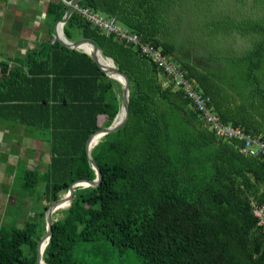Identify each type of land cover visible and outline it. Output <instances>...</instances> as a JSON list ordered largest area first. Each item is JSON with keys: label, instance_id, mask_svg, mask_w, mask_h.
<instances>
[{"label": "trees", "instance_id": "obj_1", "mask_svg": "<svg viewBox=\"0 0 264 264\" xmlns=\"http://www.w3.org/2000/svg\"><path fill=\"white\" fill-rule=\"evenodd\" d=\"M69 1L49 3L53 24ZM253 2L264 8V0ZM217 6L212 0H80L78 7L160 48L211 97L223 122L264 138V18H238ZM64 34L92 40L128 75L130 113L92 149L101 182L77 186L71 204L54 213L44 261L105 264L117 247L133 248L144 264H264V226L253 206L264 202V159L217 135L138 46L98 28L78 9ZM237 37L249 38L250 47L241 54L224 49ZM122 100L118 80L91 55L58 40L14 65L0 59V126H9L8 137L20 128L49 145L44 168L43 162L9 165L22 181L18 195L37 191L44 203L36 220L0 225V264H38L47 209L75 181L96 179L86 144L114 122Z\"/></svg>", "mask_w": 264, "mask_h": 264}, {"label": "crops", "instance_id": "obj_2", "mask_svg": "<svg viewBox=\"0 0 264 264\" xmlns=\"http://www.w3.org/2000/svg\"><path fill=\"white\" fill-rule=\"evenodd\" d=\"M52 1L56 0H0V58L2 60L14 65L43 43L57 41L55 39L57 22L53 24L47 16L48 5ZM8 133H11L9 126L1 125L0 213L11 197L6 186L14 183L13 175L8 172L9 165L17 166L25 162L23 156L37 155L38 149L45 155H49L48 143L35 139L23 129L19 128L9 137ZM19 138L21 141L18 140ZM27 164L31 167L29 163Z\"/></svg>", "mask_w": 264, "mask_h": 264}, {"label": "built area", "instance_id": "obj_3", "mask_svg": "<svg viewBox=\"0 0 264 264\" xmlns=\"http://www.w3.org/2000/svg\"><path fill=\"white\" fill-rule=\"evenodd\" d=\"M77 9L87 17L88 21L98 28L109 33H114L126 44L138 46L143 54L158 64V66L171 77L176 88L183 90L186 96L191 100L193 107L202 115L206 123L217 135L238 141L239 150L242 154L264 159L263 136L252 134L242 127L223 122L214 110L211 97L203 94V92L198 89L195 82L187 76L186 71L178 66L168 55L163 53L160 48L156 47L151 42L142 41L138 33L118 25L97 12H92L86 8L78 7ZM253 206L254 214L258 217L259 224L264 226V202L261 205H257L254 202Z\"/></svg>", "mask_w": 264, "mask_h": 264}, {"label": "rangeland", "instance_id": "obj_4", "mask_svg": "<svg viewBox=\"0 0 264 264\" xmlns=\"http://www.w3.org/2000/svg\"><path fill=\"white\" fill-rule=\"evenodd\" d=\"M234 1L235 0H212V3L217 9L218 6L216 7V5H218V3L221 4L220 10L223 13H227L229 15L235 14L234 16H237L238 18H249L250 16L256 18H264V8L260 3L258 4V6L254 7L253 5L255 3L253 2V0H245L244 3H241L240 1ZM186 33L189 37H191L194 34V31L188 30ZM225 45L226 46H224V49L230 48L236 54H241L245 49H248L250 47L251 41L247 37H237L233 40L227 41ZM95 144L96 143L94 142L93 145ZM27 152H29V150ZM23 157L24 161L29 163L31 167L36 166L39 161L43 162L42 168L45 167V163L49 159V155H45L44 153L40 152L39 149L37 155L27 154ZM21 183V179H14V183H12V185L6 186V188L11 193V197H9V199L7 200L6 207H2L3 211L2 213H0V225L10 221L18 220V225L22 226L25 220H36L38 218L39 212L42 209V204L44 203V199L41 198V194H39L37 191L28 194L27 197L18 195L22 190ZM54 212H56V215L59 216L58 210H55ZM94 264H96V262H94ZM105 264L144 263L133 248H127L120 252L119 248L115 247L111 262H107Z\"/></svg>", "mask_w": 264, "mask_h": 264}, {"label": "water", "instance_id": "obj_5", "mask_svg": "<svg viewBox=\"0 0 264 264\" xmlns=\"http://www.w3.org/2000/svg\"><path fill=\"white\" fill-rule=\"evenodd\" d=\"M79 1L80 0H71L68 2L69 7L65 15L61 19H59L56 23L55 39L69 48L80 49V50L85 51L89 55H91V57L95 60V62L99 65V67L104 72H106L110 77L118 80L122 84L123 86L122 109L120 113L117 114L114 122L110 126L101 128L97 130L96 132L92 133L87 141V144H86L87 156H88L89 162L92 164V167L96 170V173H97L96 179L75 181L73 184L70 185L66 198H61L59 201L51 204L49 208L47 209L46 214H45L46 233L41 238L38 244V254H37L38 264H47L43 258L44 250L41 249V243L42 241L47 239L48 240L46 243V246H47L50 240V237L52 235L53 215H54L55 209L59 207L60 205L64 204L66 201L69 202L68 205L71 204L73 197H74V191L77 186H80V185L82 186L92 185L93 186V185H98L101 182V179H102L101 169L92 154V149L95 146V145L92 146V140L95 138V136H100V138H102L106 134L118 130L127 121L129 117V113H130V110H129L130 80H129L128 75L117 68L112 58H107V59L111 60L113 65L109 68L105 67L104 64L100 60V56L104 57L102 54V51L92 40L80 39L78 41H70L64 34V25L67 22L73 10L78 8ZM85 44H90L93 47V51L92 52L87 51L84 48ZM104 58L106 59V57ZM121 113L123 114V117L119 118Z\"/></svg>", "mask_w": 264, "mask_h": 264}, {"label": "bare ground", "instance_id": "obj_6", "mask_svg": "<svg viewBox=\"0 0 264 264\" xmlns=\"http://www.w3.org/2000/svg\"><path fill=\"white\" fill-rule=\"evenodd\" d=\"M84 48H85L87 51H89V52H92V51H93V47H92L90 44H85V45H84ZM100 60H101V62L104 64V66L107 67V68H109V67H111V66L113 65V64H111L109 61L105 60L104 57H101V56H100ZM121 117H123V114H122V113L120 114V117H119V118H121ZM99 140H100V136H95V138L92 140V146H94V145H93L94 142L97 143ZM95 145H96V144H95ZM66 196H67V195H66ZM68 204H69V202L66 201V205H64V206L60 205V206L57 207L55 210L63 209L64 207H67ZM54 213H55V212H54ZM47 241H48V240L46 239L45 242L43 243V245L41 246V249H42V250H45Z\"/></svg>", "mask_w": 264, "mask_h": 264}]
</instances>
